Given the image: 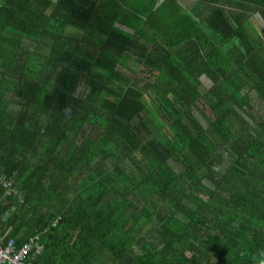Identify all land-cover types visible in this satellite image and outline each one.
Masks as SVG:
<instances>
[{"label": "trees", "instance_id": "obj_1", "mask_svg": "<svg viewBox=\"0 0 264 264\" xmlns=\"http://www.w3.org/2000/svg\"><path fill=\"white\" fill-rule=\"evenodd\" d=\"M195 1L0 0L2 243L35 264L264 260V0Z\"/></svg>", "mask_w": 264, "mask_h": 264}, {"label": "built area", "instance_id": "obj_2", "mask_svg": "<svg viewBox=\"0 0 264 264\" xmlns=\"http://www.w3.org/2000/svg\"><path fill=\"white\" fill-rule=\"evenodd\" d=\"M31 246V243H27L23 246H17L14 238L5 243L0 241V264H35L27 259V253L29 252ZM37 247L38 250H42L44 248L40 244H38Z\"/></svg>", "mask_w": 264, "mask_h": 264}, {"label": "flooded vegetation", "instance_id": "obj_3", "mask_svg": "<svg viewBox=\"0 0 264 264\" xmlns=\"http://www.w3.org/2000/svg\"><path fill=\"white\" fill-rule=\"evenodd\" d=\"M148 11H149V9L147 10V12ZM132 16H133V18H132L133 23H135L137 26L143 28L144 24H145L142 21V20H144V16L139 15V14L132 15ZM121 18L123 19V16ZM122 23H124V22H122ZM120 25H122V24H119V26ZM123 27L126 28L125 26H123ZM88 50L93 51L92 48H88ZM75 65H77V64L69 62V61H59L58 71H57L56 75L54 76V85L61 87L63 84V82H61V81L64 79V76L67 75L69 73V70H72ZM84 89H85V87L81 86L78 89V92H82Z\"/></svg>", "mask_w": 264, "mask_h": 264}, {"label": "rangeland", "instance_id": "obj_4", "mask_svg": "<svg viewBox=\"0 0 264 264\" xmlns=\"http://www.w3.org/2000/svg\"><path fill=\"white\" fill-rule=\"evenodd\" d=\"M156 1H158V4L155 5L154 6L155 8H152V9H157L158 6L161 3V0H156ZM184 1H185V2H183L184 6H186V8H189V9L193 8V5L195 4V2H198V1H195V0H184ZM252 25L256 29L257 33L262 38H264V20L262 19L261 15L259 13H255V18L252 21ZM202 82L207 87H211L212 86V83L207 79L206 76L202 77Z\"/></svg>", "mask_w": 264, "mask_h": 264}, {"label": "clouds", "instance_id": "obj_5", "mask_svg": "<svg viewBox=\"0 0 264 264\" xmlns=\"http://www.w3.org/2000/svg\"><path fill=\"white\" fill-rule=\"evenodd\" d=\"M262 254H264V253H262ZM260 264H264V260H261V261H260Z\"/></svg>", "mask_w": 264, "mask_h": 264}, {"label": "water", "instance_id": "obj_6", "mask_svg": "<svg viewBox=\"0 0 264 264\" xmlns=\"http://www.w3.org/2000/svg\"><path fill=\"white\" fill-rule=\"evenodd\" d=\"M149 17V15H147L146 17H145V19H147Z\"/></svg>", "mask_w": 264, "mask_h": 264}]
</instances>
